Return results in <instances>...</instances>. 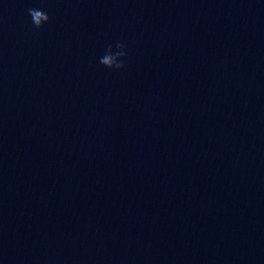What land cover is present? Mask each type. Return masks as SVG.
Masks as SVG:
<instances>
[{
	"label": "water",
	"instance_id": "95a60500",
	"mask_svg": "<svg viewBox=\"0 0 264 264\" xmlns=\"http://www.w3.org/2000/svg\"><path fill=\"white\" fill-rule=\"evenodd\" d=\"M0 264H259L222 0H0Z\"/></svg>",
	"mask_w": 264,
	"mask_h": 264
},
{
	"label": "clouds",
	"instance_id": "9594fccd",
	"mask_svg": "<svg viewBox=\"0 0 264 264\" xmlns=\"http://www.w3.org/2000/svg\"><path fill=\"white\" fill-rule=\"evenodd\" d=\"M39 9V12L36 11ZM30 23L35 29H41L51 21V15L46 7L34 6L28 9ZM128 45L124 40L109 43L98 62L110 70H123L127 66Z\"/></svg>",
	"mask_w": 264,
	"mask_h": 264
}]
</instances>
